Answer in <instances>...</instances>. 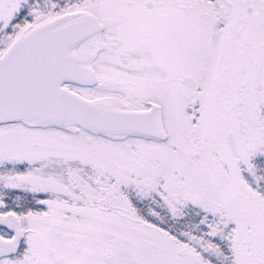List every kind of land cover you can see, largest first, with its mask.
I'll return each mask as SVG.
<instances>
[{
	"label": "snow or ice",
	"instance_id": "obj_1",
	"mask_svg": "<svg viewBox=\"0 0 264 264\" xmlns=\"http://www.w3.org/2000/svg\"><path fill=\"white\" fill-rule=\"evenodd\" d=\"M0 264H264V0H0Z\"/></svg>",
	"mask_w": 264,
	"mask_h": 264
}]
</instances>
